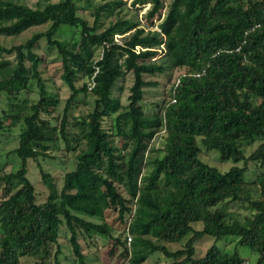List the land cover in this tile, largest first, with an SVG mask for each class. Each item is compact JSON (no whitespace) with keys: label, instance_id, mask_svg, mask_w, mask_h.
I'll list each match as a JSON object with an SVG mask.
<instances>
[{"label":"trees","instance_id":"trees-1","mask_svg":"<svg viewBox=\"0 0 264 264\" xmlns=\"http://www.w3.org/2000/svg\"><path fill=\"white\" fill-rule=\"evenodd\" d=\"M127 4L0 0V36L50 23L24 43H0V99L7 104L0 143L23 128L8 152L13 157L0 164V264H62L63 226L80 264H88L81 239L92 235L107 236L108 255L118 257L104 264H146L156 252L170 264H253L246 254L264 264V26L256 27L264 23V0H130L132 18L122 16ZM105 16L116 19L105 26ZM62 25L73 29L69 41L57 38ZM43 38L61 55L71 91L64 109L40 69L44 57L35 48ZM129 73L124 104L116 91ZM147 75L174 79L149 112L146 90L159 81ZM81 92L94 97L93 108L70 115ZM61 146L74 154L75 167L61 187L40 167L48 190L40 200L30 162L56 158ZM205 150L233 165L222 171L207 163ZM237 205L250 213L238 218ZM110 210L122 227L117 234ZM189 234L182 248H169ZM207 235L214 242L200 256L197 243ZM221 240L235 248H222Z\"/></svg>","mask_w":264,"mask_h":264},{"label":"rangeland","instance_id":"rangeland-1","mask_svg":"<svg viewBox=\"0 0 264 264\" xmlns=\"http://www.w3.org/2000/svg\"><path fill=\"white\" fill-rule=\"evenodd\" d=\"M23 1L28 3L32 7H43L48 2H58L59 0H23ZM136 13L137 11L134 8L130 7V0H128L127 7H124L122 11V16L126 18H132V17H136ZM140 13L141 12H139L138 15L139 18H140ZM85 16L92 22L93 17L91 16V13L87 12L85 13ZM115 19L116 16H105L103 18L105 26H108L110 23L114 22ZM49 27H50V23L42 26H34L19 36H15V37L0 36V43L10 48L14 45H18L20 43L26 42L33 34L37 32H44ZM60 29L61 30L57 34V38L63 41H69L73 36V29L70 28L68 25H62ZM116 37L118 38L119 41L122 40L121 35H117ZM35 51L44 57L43 62L40 65V69L42 71L43 77L46 80L48 89L52 93L60 95V97L62 98L61 108L64 109L67 99L71 94V91L61 77L63 73L61 55L59 54L56 47H51L48 44L46 38H43L39 42V44L35 48ZM177 74H179V71L176 72L175 75ZM147 78L149 80L159 81V85L147 88L146 90L145 99L142 104L145 111L149 112L155 107L154 106L155 102L163 98L165 90L169 89V86L171 85V83H173L174 79L169 80L168 77L162 75H155V76L147 75ZM133 81H134L133 75L129 73L124 80L122 79L118 83L123 86V89L116 91V94H119L121 96L122 102L124 104L128 103V96L130 94V88L133 84ZM32 88L34 89V92L32 93V97L34 99H38L39 95L37 90L38 89L37 84L33 83ZM93 104H94V97L92 95L85 97V94L81 92L77 96L76 101L73 103L70 109V115L79 116L81 114H85L93 108ZM6 107H7L6 100L4 98H1L0 109ZM110 124L111 123L109 119L106 120L104 123L106 128L110 127ZM22 129L23 128L21 126L14 128L11 131V133L8 134L6 137H4L3 140L1 141L0 164H2V162L10 160V158L13 157V155L11 154L9 155L8 152L18 146L19 134L22 131ZM160 140L161 139L157 140L158 146H160ZM256 146L257 143L249 147L247 149V153H249ZM55 154H57L56 158L40 157L38 162L34 160L30 162L29 176L32 179V181L35 183L38 191L41 192L39 197L40 200H44L46 195L48 194V190L46 189L42 181L40 167L44 171L53 174L56 177L60 187L64 183L65 173L75 167V158L73 156L74 154L67 153L64 146H61L60 150L55 152ZM218 156H219L218 153L215 151L205 150V152L202 155V158L207 163L217 166L222 171H227L233 165V163L231 161L227 163H221L218 159ZM38 163L40 164V166H38ZM10 170H11V166L6 167L5 169V171H10ZM249 177L254 178V174L251 172ZM232 211L235 212L238 218H243L244 216L250 213V208L247 205L246 206L237 205L233 207ZM116 216L117 213L113 210H110L109 215L107 217V221L114 225L115 228L114 234L119 233V230H121L122 228L120 223L115 221ZM86 218L89 220H93L95 222L102 221L100 219L93 217L86 216ZM200 224L201 223H196L194 224V226H196V228H201ZM190 236L191 234L185 237L182 243H170L169 248L173 251L182 248ZM69 237H70V233L67 231L66 227L63 226V234L62 237L60 238V242L62 244V249H63V254L61 255L62 264H80L79 262H76L74 260L73 254L68 246L67 240ZM109 240L110 239L107 236H102V235H92L91 237H87V240L81 239L83 252L87 254L86 261L88 264H104L106 262L113 263L117 261L118 259L117 256L114 258H110V256L107 253L109 247L105 246V244L108 243ZM213 242H214L213 237L208 235L205 236L202 240H200L197 243V254L203 256L206 250L213 244ZM218 243L222 248H227V249H234L236 245L235 241L229 242L227 240H221ZM246 250L248 249L245 247H241L242 252ZM245 257H248L251 263L256 264L257 262L256 255L246 254ZM172 261L173 259L166 257L163 253L156 252L150 256L146 264H170ZM24 264H34V262L31 261L30 259H26L24 261Z\"/></svg>","mask_w":264,"mask_h":264},{"label":"built area","instance_id":"built-area-1","mask_svg":"<svg viewBox=\"0 0 264 264\" xmlns=\"http://www.w3.org/2000/svg\"><path fill=\"white\" fill-rule=\"evenodd\" d=\"M257 26H259V27H260V26H264V23H258V24L256 25V27H257ZM129 241H131V237H129Z\"/></svg>","mask_w":264,"mask_h":264}]
</instances>
